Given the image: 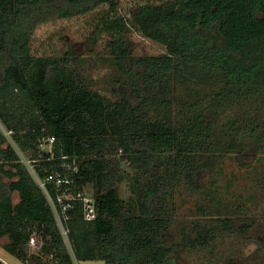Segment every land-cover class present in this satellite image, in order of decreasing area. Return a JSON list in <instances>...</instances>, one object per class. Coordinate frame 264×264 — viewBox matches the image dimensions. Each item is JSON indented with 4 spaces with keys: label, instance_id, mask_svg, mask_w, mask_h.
Listing matches in <instances>:
<instances>
[{
    "label": "trees",
    "instance_id": "trees-1",
    "mask_svg": "<svg viewBox=\"0 0 264 264\" xmlns=\"http://www.w3.org/2000/svg\"><path fill=\"white\" fill-rule=\"evenodd\" d=\"M152 1L0 0V175L9 180L0 242L24 264H184L183 250L215 256L225 234L258 244L260 255L241 264L264 255V212L252 207L264 198V173L240 200L217 184L226 160L249 168L256 152L264 162V0ZM85 15L88 40L102 43L113 70L109 95L92 87L73 50H33L41 25ZM132 32L160 54H137ZM55 174L72 193L91 194L94 220L80 201H65L63 213L66 187L47 180ZM185 194L195 206L186 220ZM58 215L68 218L66 237Z\"/></svg>",
    "mask_w": 264,
    "mask_h": 264
},
{
    "label": "rangeland",
    "instance_id": "rangeland-1",
    "mask_svg": "<svg viewBox=\"0 0 264 264\" xmlns=\"http://www.w3.org/2000/svg\"><path fill=\"white\" fill-rule=\"evenodd\" d=\"M143 1V0H142ZM169 2L176 3L177 0H153L152 4L158 7L160 4ZM134 4L133 0H123V5L125 8H129ZM92 16L85 15L77 17L70 20H58L50 23L41 25L35 32L33 40V50L34 53H44L51 51L52 49L68 50L71 49L78 57L83 58L78 69L84 73V75L90 80L92 87L99 90L105 95H109L108 89L110 88V76L113 70L107 66L104 59L105 50L102 43L99 45H94L88 40V34L91 32L92 28ZM131 39L134 42V48L137 54H160L161 50L153 42L141 37L135 32H132ZM5 133V132H4ZM6 134V133H5ZM7 135V134H6ZM8 137V135H7ZM11 141V140H10ZM17 148V147H16ZM22 160L29 164L26 159V154L22 153L17 148ZM251 157L253 159L246 160L251 163L249 168H239L238 164L229 160L225 162L224 172L221 178H218V186L226 187L230 185L231 190H229V198L236 197L237 200L244 199L248 197L253 191L251 186V177H255V173H264V162L258 159V154L254 152ZM29 166V165H28ZM32 173L34 171L29 167ZM8 179L5 176L0 175V194L7 190ZM210 182V177L208 174L204 176L202 180V185ZM122 196L127 197V187L126 184H122ZM226 188H223L222 192L226 193ZM186 202L181 206V216L179 218L185 219L190 214V210L195 209L193 204L194 201L187 198L184 195ZM239 198V199H238ZM261 201L254 206V210L257 212H264V198H260ZM19 196L16 192L13 193V202L18 203ZM202 204L206 205L211 210L212 214L216 213L218 208L212 202L202 200ZM257 209V210H256ZM249 212H245V214ZM188 214V215H187ZM250 214H253L252 212ZM260 214V213H259ZM264 215V214H261ZM215 219L214 217H211ZM264 218H260L263 220ZM249 244H243L238 237L232 234L220 235L216 241V250L218 253L215 256L209 255L206 250L199 251H189L183 250L182 259L184 264H225V260L230 258L236 264H241L245 262L247 257L253 253H256L258 244H256L253 239ZM7 238H3L0 242V256L7 264H24L16 257L7 253L3 246L7 243ZM254 242V243H253ZM70 252L69 243L67 244ZM33 250L37 251L38 246L34 245ZM258 253V252H257ZM263 253V252H262ZM243 254V255H241ZM260 255L259 253L256 255ZM262 255V254H261ZM75 259V258H74ZM258 263L264 264V255L258 259ZM254 258H251L248 262L250 264H257ZM75 264H105L104 261H81L75 259Z\"/></svg>",
    "mask_w": 264,
    "mask_h": 264
},
{
    "label": "built area",
    "instance_id": "built-area-1",
    "mask_svg": "<svg viewBox=\"0 0 264 264\" xmlns=\"http://www.w3.org/2000/svg\"><path fill=\"white\" fill-rule=\"evenodd\" d=\"M6 134L9 136L10 132H6ZM52 142H54V138L50 139V143ZM36 180L39 186L45 190L46 182H43L39 180L38 178H36ZM47 180L54 182L56 187L59 188L60 190L62 189V186L66 187L63 193L58 196V201L59 203H61L63 213H65L67 207L69 206L68 205L69 203L67 202L66 204L65 201L75 200V201H80L82 203L85 220L92 221L96 218L94 200L91 194H89L86 191H80L77 194L72 193L69 187V185L72 184V181L68 177L67 178L62 177L60 174L50 175ZM48 199L51 202V204H53V199L51 198V196L48 195ZM57 219H58V224L60 226L61 232L66 237L68 235V229L65 227V222L68 220V218L67 216L58 215ZM39 244L40 243L36 241V242H33L32 245L33 246L36 245L39 247Z\"/></svg>",
    "mask_w": 264,
    "mask_h": 264
}]
</instances>
